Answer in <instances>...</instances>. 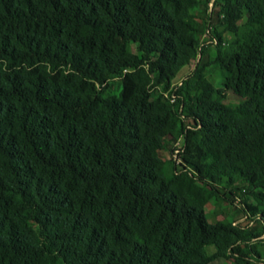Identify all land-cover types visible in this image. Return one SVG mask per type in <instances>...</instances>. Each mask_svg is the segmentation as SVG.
<instances>
[{
  "label": "trees",
  "instance_id": "trees-1",
  "mask_svg": "<svg viewBox=\"0 0 264 264\" xmlns=\"http://www.w3.org/2000/svg\"><path fill=\"white\" fill-rule=\"evenodd\" d=\"M198 1L0 0V264L264 259V0H215L233 37L175 83ZM237 180L258 228L209 220Z\"/></svg>",
  "mask_w": 264,
  "mask_h": 264
},
{
  "label": "rangeland",
  "instance_id": "rangeland-1",
  "mask_svg": "<svg viewBox=\"0 0 264 264\" xmlns=\"http://www.w3.org/2000/svg\"><path fill=\"white\" fill-rule=\"evenodd\" d=\"M209 12L208 0H199L192 10L194 18L202 27V32L200 34V42L202 44L196 57L178 71L174 80L175 83H178L187 76L196 64L205 63L212 60L216 55L223 54L229 40L233 37L232 31L226 24L219 22V20L209 19ZM242 22L243 20L239 21V23ZM218 37L221 39L220 44L218 43ZM206 74L214 83L216 90L224 103L235 104L240 101V97L229 88L226 76L216 64L210 63L206 68ZM119 84V81L115 80L110 92L116 93L120 87ZM166 155H168V151L165 152V156ZM253 160L254 157L252 155L244 154L241 158L240 165L246 166ZM243 186L244 182L237 180L234 182V188H232L235 194L233 197L226 194L227 197L213 198L206 204L205 209L210 221L224 220L231 221L235 224L255 226L256 228L259 227L257 222L248 220V217L244 212V205L241 200L246 199L248 202H252L253 199L249 193L240 189ZM223 192H225V190H223ZM216 246V243L210 244L207 248L208 252H214ZM212 264L236 263L233 262L232 258L222 256L215 259ZM253 264H264V259L255 258Z\"/></svg>",
  "mask_w": 264,
  "mask_h": 264
},
{
  "label": "built area",
  "instance_id": "built-area-1",
  "mask_svg": "<svg viewBox=\"0 0 264 264\" xmlns=\"http://www.w3.org/2000/svg\"><path fill=\"white\" fill-rule=\"evenodd\" d=\"M214 1H215V0H208V5H209V10H210V11H211V8H212V6H213ZM216 42H217V41H216ZM171 100H173V97H171ZM174 147H175V149H174L173 152H172V157H173L174 159L177 160V151H178L177 148L180 147V140H178V141L174 144Z\"/></svg>",
  "mask_w": 264,
  "mask_h": 264
}]
</instances>
